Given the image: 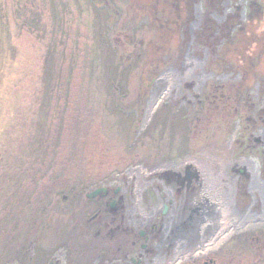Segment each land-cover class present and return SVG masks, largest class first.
Here are the masks:
<instances>
[{
	"label": "rangeland",
	"instance_id": "rangeland-1",
	"mask_svg": "<svg viewBox=\"0 0 264 264\" xmlns=\"http://www.w3.org/2000/svg\"><path fill=\"white\" fill-rule=\"evenodd\" d=\"M249 7L0 0V250L15 242L1 228L5 213L48 193L42 236L26 261L107 264L100 245L116 250L118 238L137 235L120 226L116 208L100 220L101 208L88 232L86 218L103 206L88 194L119 187L150 207L165 199L162 179L187 162L238 173L247 160L264 172V16L263 7ZM136 40L148 54L139 61L137 53L129 58ZM44 144L56 155L39 173L35 155ZM33 185L28 199L22 189L29 195ZM10 260L1 256L0 264H19Z\"/></svg>",
	"mask_w": 264,
	"mask_h": 264
},
{
	"label": "flooded vegetation",
	"instance_id": "flooded-vegetation-1",
	"mask_svg": "<svg viewBox=\"0 0 264 264\" xmlns=\"http://www.w3.org/2000/svg\"><path fill=\"white\" fill-rule=\"evenodd\" d=\"M235 1L246 8L263 7L259 12L264 16V0ZM240 165L238 173L231 166L227 168L228 173L219 170L210 173L187 162L178 168L174 179H162L164 186L160 190L165 199L150 207L149 198L143 206L140 204L143 198L140 200L137 195L131 199L133 195L130 198L129 191L119 187L109 191L103 187L97 200L87 196L90 201L103 203L98 212L91 211L86 218L88 232L94 229L93 216L100 214L101 208L100 220L109 218L111 210L116 208L123 212L120 226L133 227L137 235L130 239L118 238L116 250L100 245V261L107 264H264L260 262L264 259V172L247 160ZM131 191L141 192L136 186ZM252 244L260 246L259 253L252 252Z\"/></svg>",
	"mask_w": 264,
	"mask_h": 264
},
{
	"label": "trees",
	"instance_id": "trees-1",
	"mask_svg": "<svg viewBox=\"0 0 264 264\" xmlns=\"http://www.w3.org/2000/svg\"><path fill=\"white\" fill-rule=\"evenodd\" d=\"M107 12H109V11H107ZM133 23H134V25L138 24L136 21H134ZM133 23L132 22L129 23V27H130V25H133ZM116 24H118V22H116ZM163 25L164 24H161V26H163ZM131 37L134 39L135 35L131 36ZM128 44L132 45L133 50H135L132 52V54L129 55V58H130V56H134V54L137 53L136 57L135 58L133 57L132 60L139 61L138 59H140V57H143V52H144L146 58L148 57L147 49L146 48L144 50L142 49L141 44H140V40H136L134 42L131 41V42H128ZM59 46H61V44H59ZM113 52H114V50H113ZM138 56H140V57H138ZM58 134L61 136L62 131L58 130ZM46 138H44V136H41V139H42L41 141L43 142L44 140H46ZM59 138L61 139V137H59ZM41 149L42 150L38 151L35 155V159H36L35 163L39 166V169H38L39 173L42 171V167L45 166V164H47V163L49 164V162L54 161V155H56L53 152L54 148L49 147L47 144H44L41 147ZM20 152H21V150H19V148H17L16 150L12 149V153L14 155H12L10 159L16 160L17 159L16 156H18L20 154ZM15 163H12V166L18 164V163H16V164ZM19 167H20V165H19ZM18 171L20 172L22 170H18ZM25 172L28 173V171H25ZM30 174L29 173L27 174V180L29 179L28 175H30ZM46 174H48V173H46ZM65 175H67V174H65ZM37 188L34 186L32 192L29 195H28V192H30V190H31L30 187H23L22 191L24 190V193L27 194L26 198L33 199L34 192L36 193ZM61 190H63V189H61ZM28 196H30V197H28ZM35 197L38 198L36 202H33L32 204H24V207L22 204H17L15 207H12V209H9L11 211L6 212L4 215L6 217L5 218L6 224H8V225L10 224V225H9V228H7L8 225H4L3 227L1 226V228L3 230H5V232L8 229L9 230V236L11 237V242H13L15 240L13 245L19 246V248H15V249L13 248L14 246L11 247L10 251L8 253H4V250H2V251L0 250V257L4 256L5 260L11 259L13 262L15 260L19 261L18 262L19 264H29V262L26 261V259L28 257L27 256L25 257V255H26V253L28 254V251L30 250V246H32V244H35V245L38 244V241L40 240V238L42 236V232H41L42 224L40 225L39 228L37 227V225L39 223L44 222L46 216H42V214L45 213V210L47 211L48 203H50L48 193H45L44 197H43V195H40V194H36ZM60 245L63 246L65 244H60ZM10 261H8V262H10Z\"/></svg>",
	"mask_w": 264,
	"mask_h": 264
},
{
	"label": "water",
	"instance_id": "water-1",
	"mask_svg": "<svg viewBox=\"0 0 264 264\" xmlns=\"http://www.w3.org/2000/svg\"><path fill=\"white\" fill-rule=\"evenodd\" d=\"M99 191L101 192V190H99ZM99 191L97 190V192H95V193H90V194H88V196L89 197L95 196Z\"/></svg>",
	"mask_w": 264,
	"mask_h": 264
}]
</instances>
